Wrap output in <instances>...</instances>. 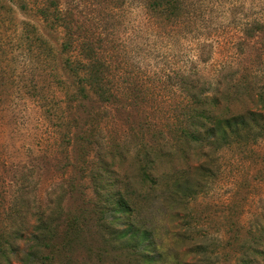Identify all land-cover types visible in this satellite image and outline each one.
I'll list each match as a JSON object with an SVG mask.
<instances>
[{
    "label": "rangeland",
    "instance_id": "1",
    "mask_svg": "<svg viewBox=\"0 0 264 264\" xmlns=\"http://www.w3.org/2000/svg\"><path fill=\"white\" fill-rule=\"evenodd\" d=\"M148 1L0 0L1 264H155L150 234L127 233L116 186L137 182L140 155L182 146L174 130L196 80H213L229 65L264 76V35L247 40L242 31L264 22V0H185L178 25L157 19ZM56 8L62 27L54 29L41 12ZM66 38L82 77H100L105 96L82 100L80 80L63 62ZM219 157L215 177L189 206L190 229L205 238L209 264H234L236 229L264 224V140ZM49 206L62 238L39 251ZM148 212L155 226L159 215ZM163 224L161 240L184 256L190 240L177 243L174 234L185 225L172 216Z\"/></svg>",
    "mask_w": 264,
    "mask_h": 264
},
{
    "label": "trees",
    "instance_id": "2",
    "mask_svg": "<svg viewBox=\"0 0 264 264\" xmlns=\"http://www.w3.org/2000/svg\"><path fill=\"white\" fill-rule=\"evenodd\" d=\"M148 2L150 12L161 22L168 21L177 25L182 22L180 18L186 11L185 0ZM41 13L51 27H62L59 9ZM242 31L247 40L258 38L264 35V22L251 20L244 24ZM41 40L50 48L47 41L42 38ZM72 45L66 38L61 44V53L65 56V68L75 79L80 80L78 85L82 88L79 89L83 95L82 100L86 102L91 93L95 96H105L107 91L102 79H98L100 77H82V73L85 74L82 63L77 62L73 54L72 57L70 54ZM256 53L263 56V52ZM209 57H206L205 62ZM227 71L229 73L225 75ZM90 75L94 77L93 74ZM83 79L85 83H81ZM195 82L198 84L189 89L191 103L189 102L185 112V122L181 128L174 130L175 133L180 130L177 136L182 134V146L161 145L150 149L144 156L140 155L143 159L139 166L137 182L125 178L116 186L114 207L122 208L127 215V233L133 232L135 236L150 234L149 243H152L155 249L152 256L155 264L210 263L206 260L209 255L207 244H204L205 238L198 235L197 228L190 229L193 223L190 221L192 213L188 211L189 206L206 191L209 181L215 177L214 168L219 155L222 156L232 148L253 149L264 140V76L254 67L246 66L241 69L229 65L228 69H221L213 80ZM108 98L111 96L108 95ZM192 144L197 148H192ZM195 153L201 155L200 160L194 158ZM150 209L159 215L158 219L155 218V226H149L152 221L148 222L144 217V213L148 214ZM176 211H183L185 215L180 216ZM44 212L46 217L39 225L37 238L39 251L51 248L53 240L62 238L59 230L50 224L58 211L49 206ZM168 216L174 217V221L179 220V227H186L185 231L174 234L177 243L190 240L184 256L174 252L172 247L161 240V228ZM236 230L238 233L233 242V263L264 264V224L260 223V226L245 232ZM190 255H194L196 260L188 261L186 258ZM5 259L7 257H3V260Z\"/></svg>",
    "mask_w": 264,
    "mask_h": 264
}]
</instances>
